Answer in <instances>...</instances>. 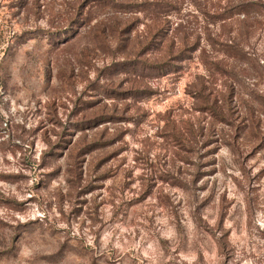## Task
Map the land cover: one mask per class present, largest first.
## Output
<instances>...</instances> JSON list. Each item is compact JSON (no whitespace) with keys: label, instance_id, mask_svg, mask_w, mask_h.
Listing matches in <instances>:
<instances>
[{"label":"rangeland","instance_id":"obj_1","mask_svg":"<svg viewBox=\"0 0 264 264\" xmlns=\"http://www.w3.org/2000/svg\"><path fill=\"white\" fill-rule=\"evenodd\" d=\"M0 264H264V0H0Z\"/></svg>","mask_w":264,"mask_h":264},{"label":"trees","instance_id":"obj_2","mask_svg":"<svg viewBox=\"0 0 264 264\" xmlns=\"http://www.w3.org/2000/svg\"><path fill=\"white\" fill-rule=\"evenodd\" d=\"M170 72V69L166 70L164 73Z\"/></svg>","mask_w":264,"mask_h":264}]
</instances>
